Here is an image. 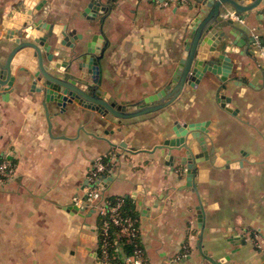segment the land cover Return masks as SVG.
<instances>
[{"label":"crops","instance_id":"obj_1","mask_svg":"<svg viewBox=\"0 0 264 264\" xmlns=\"http://www.w3.org/2000/svg\"><path fill=\"white\" fill-rule=\"evenodd\" d=\"M197 1L102 0L110 9L101 24L109 43L101 87L119 103H131L168 84L185 54ZM10 2L0 0V15ZM87 2L47 0L37 16L66 22L67 30L87 36L98 32L103 18L86 19ZM2 34L0 26V39ZM256 49V61L238 54L237 47L228 54L233 64L225 94L233 112L215 101L219 76L207 72L196 88L185 86L166 108L126 123L89 116L76 106L61 111L49 102V134L42 94L19 80L12 94L0 97V155L16 162L15 178L0 185V264H95L94 215L72 199L84 197L89 166L104 157L112 161L113 180L100 191L103 198L127 196L132 202L149 264H210L200 256V243L222 264H259L264 254V52ZM174 120H209L210 146L222 158L241 162L236 168L204 163L205 172L196 175L205 212L201 238L196 194L182 188L184 179L170 174L157 151H145L169 136Z\"/></svg>","mask_w":264,"mask_h":264},{"label":"water","instance_id":"obj_2","mask_svg":"<svg viewBox=\"0 0 264 264\" xmlns=\"http://www.w3.org/2000/svg\"><path fill=\"white\" fill-rule=\"evenodd\" d=\"M47 0H23L18 10L14 12L10 20H3L1 26L5 27V37L14 44L4 61L0 60V92L11 86V61L15 54L26 48H32L37 53V71L32 72L34 78L31 81L30 90L42 94V106L45 111L47 130L51 134V121L47 104L53 103L61 111L67 105L76 106L80 112L89 116H110L118 120L131 119L147 115L166 108L181 95L185 86L196 88L205 73L218 75L219 86L215 91V101L227 111L233 112L230 106V97L226 96L227 83L230 80L232 62L228 54L233 52L234 47L239 50L238 54H244L256 61V47L264 48V0H198L196 14L189 23L190 30L184 40L185 54L178 60L174 72L168 84L152 94H148L142 100L141 106H124L101 87L99 66L96 62L103 56L109 46L104 38L102 22L110 9V4L102 0H87L82 15L86 19L93 20L97 14H102L98 32H92L85 36L76 33L75 29L67 30L65 25L47 24L37 15L42 12ZM235 16L239 20H233ZM226 28V30H225ZM261 34L257 35L256 32ZM24 32L22 40L20 34ZM50 34L56 38L57 43L66 45L75 53L74 59L87 58V75L73 73L60 65L61 61L52 60L49 53L47 39ZM46 53L47 59L54 66V72H50L42 61V52ZM81 51V54H79ZM83 55V56H82ZM97 56V57H96ZM82 64H78L77 70L81 71ZM69 73V74H68ZM67 74L69 76H67ZM77 77L73 78L72 77ZM87 78V79H86ZM79 79V80H77ZM10 80V81H9ZM250 85H253L250 83ZM209 120L179 122L173 121L169 136L156 143L151 149L145 150L150 153L158 152L163 165L168 167L170 174H176L184 179L182 188L193 191L198 198L196 206V218L199 238L202 237L205 226V212L196 188L195 177L205 172L202 168L204 163L214 167L236 168L241 162L222 158L209 144L206 132ZM111 147L117 145L106 140ZM122 147L126 144L122 142ZM113 177L108 175L97 181L106 187ZM127 198V196L125 197ZM72 209L77 211L75 205ZM222 228H211L212 231H221ZM200 256L210 264H222L223 260H215L212 254L199 246ZM229 256L230 252H227ZM96 257V254H93ZM246 263L251 262L245 259ZM264 264V254L259 258ZM237 264H241L240 262Z\"/></svg>","mask_w":264,"mask_h":264},{"label":"built area","instance_id":"obj_3","mask_svg":"<svg viewBox=\"0 0 264 264\" xmlns=\"http://www.w3.org/2000/svg\"><path fill=\"white\" fill-rule=\"evenodd\" d=\"M187 0H163L165 5L173 3H186ZM233 20H239L232 16ZM264 52V48H262ZM112 161L102 160L101 158L95 160L88 169L86 175V185L83 187L84 197H73L72 202L76 204L80 210L89 211L90 215H94V219H98L99 225L95 224L94 230L96 232V242H101V258H95V264H119L113 263L108 258L107 246L108 238L110 236L109 228L111 226L118 227L117 236L124 237L130 244L133 243V251L129 255H122L123 262L121 264H149L144 258V253L137 242L139 239V224L135 217L124 215L121 211L124 199L117 196L113 200L104 197L100 191V185L96 183L99 180L111 175ZM16 175V162L9 154L0 155V185L12 181ZM98 231V232H97ZM116 243H114L115 245ZM120 245L118 249H120Z\"/></svg>","mask_w":264,"mask_h":264},{"label":"flooded vegetation","instance_id":"obj_4","mask_svg":"<svg viewBox=\"0 0 264 264\" xmlns=\"http://www.w3.org/2000/svg\"><path fill=\"white\" fill-rule=\"evenodd\" d=\"M22 2H23V0H12V2H10L9 4H7V5L5 4L6 6H4V8L1 10L0 26H1V23L3 20H7V21L10 20L13 16L14 12H16L18 10H23V8H19ZM5 11H6V14L4 15ZM42 20H43V22H45L47 24L65 25V27L68 28V24L66 22L65 23L61 22V24H59V23H57L56 20H48V19L44 20L43 18H42ZM1 28H3V34H2V38L0 39V60L4 61L8 52L11 50V48H13L14 44L11 42L10 39L5 37V34H6L5 33V27L1 26ZM20 34H22V35H20L22 40H24V41L29 40V39L25 38L24 32H21ZM78 34H82V33H77V35ZM82 35H84V34H82ZM47 43H48L49 53L52 56V60H54V61L60 60L61 61L60 65H63L62 63H64V66L67 69L71 68V70H73V73H71V74H76V76H78V74L81 72V73H83V75H87L86 76L87 78H90L91 74L86 72L87 71V65L86 64H89L88 62H86V61H89L87 58H85V60L84 59H79V60L74 59L75 53L73 52V50H71V48H69L66 45L58 44L57 40L53 36V34L49 35V37L47 39ZM106 50L104 51L103 56L96 62V64L99 66V75H100L99 77H100L101 82H102V78H103L102 77V72H103L102 68H103V62L105 60ZM79 52H80L79 54H81V51H79ZM37 57L38 56H37L36 51L30 47L26 48V49H21L15 54V56L13 57V59L11 61V76H12V79H10L12 82L11 86L7 87L4 91H1L0 97H6V96H9L10 94H12L15 90V84L19 80L26 81L29 85H31V81L34 78V76H33L34 74L32 72H34L35 70L37 71ZM47 57L48 56H46L45 51L42 52V61H43L44 66H47L50 72H54V66L47 59ZM82 63H83V65L80 68L81 71L77 70V67H78L77 65L82 64ZM68 74H67V76H69ZM76 76L73 77V75H72L73 78H77ZM77 80H79V79H77ZM140 100H142V98ZM122 104H124V106L133 104L132 107H134V106H141L144 103L142 101H140L136 104H134L133 102H131V103L122 102ZM94 115H92V116H94Z\"/></svg>","mask_w":264,"mask_h":264},{"label":"trees","instance_id":"obj_5","mask_svg":"<svg viewBox=\"0 0 264 264\" xmlns=\"http://www.w3.org/2000/svg\"><path fill=\"white\" fill-rule=\"evenodd\" d=\"M107 157L101 158L103 161L108 160ZM117 196H108V198H111L112 200L114 198H116ZM124 204L123 207L121 209V211L123 212L124 215H130L132 217L136 218V213L134 211V206L132 204V202L129 201V199L124 198ZM95 224L99 225L98 219H96ZM110 230V236L108 238V246H107V252H108V258H106V260L113 262V263H119L121 264L123 262L122 255H129L132 253L133 251V243H129L127 242V240L124 237H120L117 236L118 234V227L115 226H111L109 228ZM98 232V231H97ZM139 243V246L141 247L143 253H144V249L143 246L141 244V241L138 240L137 241ZM114 243H116L114 245ZM119 245L121 246L120 249H118ZM96 255H97V259H103L101 258V242L99 240V236H98V241H97V248H96ZM146 260V258H144ZM147 261V260H146Z\"/></svg>","mask_w":264,"mask_h":264},{"label":"rangeland","instance_id":"obj_6","mask_svg":"<svg viewBox=\"0 0 264 264\" xmlns=\"http://www.w3.org/2000/svg\"><path fill=\"white\" fill-rule=\"evenodd\" d=\"M133 103H135V102H133ZM133 104L132 105H130V109H132L133 107ZM149 116V114H147V115H142V116H138V117H135V118H131L132 120H134V119H142V118H146V117H148ZM107 118H110L109 116H106ZM131 119H125V120H122V122H124V123H126V122H128L127 120H131ZM131 120V121H132Z\"/></svg>","mask_w":264,"mask_h":264}]
</instances>
